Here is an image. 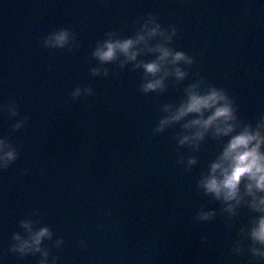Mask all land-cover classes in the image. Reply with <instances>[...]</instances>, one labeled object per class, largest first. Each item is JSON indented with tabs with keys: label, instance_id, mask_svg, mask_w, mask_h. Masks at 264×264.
<instances>
[{
	"label": "water",
	"instance_id": "95a60500",
	"mask_svg": "<svg viewBox=\"0 0 264 264\" xmlns=\"http://www.w3.org/2000/svg\"><path fill=\"white\" fill-rule=\"evenodd\" d=\"M149 12L179 27L174 46L196 57L193 72L228 91L241 119L264 114V0H0V105L14 101L28 117L12 133L18 118L0 113V137L11 133L21 146L0 172V264H38V256L8 251L19 221L37 210L65 241L53 249L58 264H248L231 251L248 209L231 229L223 215L193 222L201 207H221L196 188L220 145L209 140L199 163L182 171L172 139L179 127L152 134L158 106L178 101L191 79L146 96L131 66L119 76L90 75L96 41L107 31L134 34ZM60 27L73 30L79 50L42 46ZM83 85L95 96L71 101Z\"/></svg>",
	"mask_w": 264,
	"mask_h": 264
},
{
	"label": "clouds",
	"instance_id": "9594fccd",
	"mask_svg": "<svg viewBox=\"0 0 264 264\" xmlns=\"http://www.w3.org/2000/svg\"><path fill=\"white\" fill-rule=\"evenodd\" d=\"M178 35L177 25L165 27L160 17L151 12L136 21L132 35L125 36L123 31H107L103 39L96 41L91 52L96 65L90 68V75L119 76L120 71L131 66V71L141 72L139 91L146 96L166 94L170 87L178 88L191 79L183 87V96L178 101L158 106L160 115L152 134H164L173 127H179L172 139L177 146L176 165L182 171H191L199 163L198 154L209 140L220 145L219 153L209 161L207 170L201 171L196 188L203 197L210 198L209 202H218L221 207L219 210L201 207L193 216V222H212L218 215H223L231 229L241 211L248 209L251 214L248 223L239 227L231 251L238 256L247 255L248 264H264V114L254 123L241 119L239 106L226 89L217 87L198 71L193 72L197 59L177 50L174 41ZM40 43L46 49L65 50L67 53L82 47L73 30L65 27L41 37ZM107 65H115L119 71ZM95 94L91 86H76L70 92V99L78 101L81 97H93ZM0 113L18 118L12 126V133L27 125L28 117L22 116L14 101L0 105ZM20 147L11 139V133L0 137V172L7 171L16 163ZM185 148L190 149L191 154L185 155L182 151ZM111 215L109 210L106 216ZM43 219L44 214L39 210L21 219L19 227L22 232L13 233L8 251L21 259L38 256V264H58L60 258L53 255V249H60L65 241L62 237L54 238L53 229L44 224ZM46 241L53 243L49 245ZM207 241L208 237L204 236L202 242ZM81 246L86 248L87 244L81 242Z\"/></svg>",
	"mask_w": 264,
	"mask_h": 264
}]
</instances>
